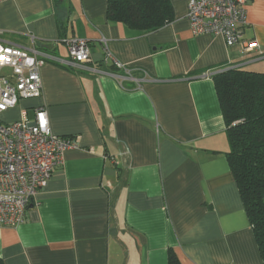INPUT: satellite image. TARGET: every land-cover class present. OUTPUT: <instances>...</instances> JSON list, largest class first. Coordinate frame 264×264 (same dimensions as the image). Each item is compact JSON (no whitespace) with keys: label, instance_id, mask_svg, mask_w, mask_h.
<instances>
[{"label":"crops","instance_id":"crops-1","mask_svg":"<svg viewBox=\"0 0 264 264\" xmlns=\"http://www.w3.org/2000/svg\"><path fill=\"white\" fill-rule=\"evenodd\" d=\"M187 1L170 0L172 21L141 32L109 21L106 0H0L1 39L29 47L33 36L53 59L40 69L41 97L2 121L44 107L51 133L76 143L23 222L0 228L4 264H167L169 250L180 264H263L213 76L264 73V57L194 35ZM245 9L242 38L264 54V0ZM63 39L88 41L89 62L71 66Z\"/></svg>","mask_w":264,"mask_h":264},{"label":"built area","instance_id":"built-area-1","mask_svg":"<svg viewBox=\"0 0 264 264\" xmlns=\"http://www.w3.org/2000/svg\"><path fill=\"white\" fill-rule=\"evenodd\" d=\"M248 0H188L186 20L194 35L223 39L227 47L240 46L241 55L263 58L255 41H245ZM0 31V228L19 226L27 207L38 191L47 185L66 150L76 147L73 139L51 133L44 107L34 108L33 119L4 123L2 115L20 101L42 95L40 69L53 59L34 48L35 38L28 36L29 47L1 39ZM73 67L89 62V43L84 39H64ZM106 52V51H105ZM106 57H109L106 52ZM114 66L127 72L123 65ZM212 75L205 74V77Z\"/></svg>","mask_w":264,"mask_h":264},{"label":"trees","instance_id":"trees-1","mask_svg":"<svg viewBox=\"0 0 264 264\" xmlns=\"http://www.w3.org/2000/svg\"><path fill=\"white\" fill-rule=\"evenodd\" d=\"M106 2L107 19L133 30L155 31L172 21L170 0ZM213 82L226 126L228 166L264 264V73L230 68ZM167 264H180L170 250Z\"/></svg>","mask_w":264,"mask_h":264},{"label":"rangeland","instance_id":"rangeland-1","mask_svg":"<svg viewBox=\"0 0 264 264\" xmlns=\"http://www.w3.org/2000/svg\"><path fill=\"white\" fill-rule=\"evenodd\" d=\"M8 120V119H7ZM13 120L11 119V120H8V122H12Z\"/></svg>","mask_w":264,"mask_h":264},{"label":"water","instance_id":"water-1","mask_svg":"<svg viewBox=\"0 0 264 264\" xmlns=\"http://www.w3.org/2000/svg\"><path fill=\"white\" fill-rule=\"evenodd\" d=\"M222 72H224V71H222Z\"/></svg>","mask_w":264,"mask_h":264}]
</instances>
